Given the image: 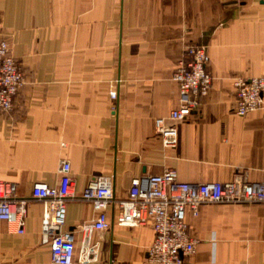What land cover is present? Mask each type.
Wrapping results in <instances>:
<instances>
[{
  "label": "crops",
  "instance_id": "crops-1",
  "mask_svg": "<svg viewBox=\"0 0 264 264\" xmlns=\"http://www.w3.org/2000/svg\"><path fill=\"white\" fill-rule=\"evenodd\" d=\"M1 39L26 83L0 114V180L18 184L27 216L24 235L0 222V264H54L32 191L59 184L63 161L78 251L97 219L80 197L97 178L113 184L112 226L91 235L89 264H148L153 228L114 223L136 178L174 169L193 184L264 180V107L238 116L234 86L264 77V0H0ZM190 45L207 50L213 83L165 148L155 120L179 107L173 74ZM188 223L197 248L184 264H264V204H207Z\"/></svg>",
  "mask_w": 264,
  "mask_h": 264
},
{
  "label": "built area",
  "instance_id": "built-area-1",
  "mask_svg": "<svg viewBox=\"0 0 264 264\" xmlns=\"http://www.w3.org/2000/svg\"><path fill=\"white\" fill-rule=\"evenodd\" d=\"M207 50L199 45L187 47L183 59L173 74L178 85L179 107L166 118L155 120V129L165 148L179 143L178 124L186 122L211 90L213 77ZM26 83L22 68L12 54L8 41L0 40V114L11 112L15 98ZM236 114L245 117L264 107V77L238 78L234 82ZM116 100L118 94L111 95ZM71 164L63 161L61 179L56 186L37 183L34 199L43 201L45 213L41 225L42 243L49 245L54 264H89L96 260L98 246L92 244L96 230H108L112 224L108 209L115 202L110 178L100 177L90 182L80 199L90 202L97 219L82 226L84 241L78 251L75 233L66 229L67 203L75 198ZM18 184L0 180V222H5L19 235L25 234L27 202L19 198ZM264 204V180L193 184L179 179L174 169L161 175L145 176L132 181L128 197L117 201L114 223L120 227L151 226L155 232L149 249L148 264H184L195 254L188 215L198 217L207 204Z\"/></svg>",
  "mask_w": 264,
  "mask_h": 264
}]
</instances>
